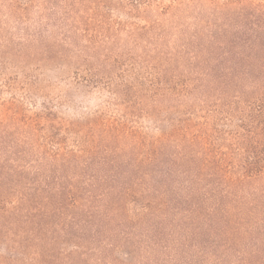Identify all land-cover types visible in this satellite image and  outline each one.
<instances>
[{"label":"rangeland","instance_id":"1","mask_svg":"<svg viewBox=\"0 0 264 264\" xmlns=\"http://www.w3.org/2000/svg\"><path fill=\"white\" fill-rule=\"evenodd\" d=\"M258 84L264 0H0V264H264V227L125 241L97 199L63 196L69 159L101 181L140 133L173 166L194 134L252 159L232 95Z\"/></svg>","mask_w":264,"mask_h":264},{"label":"trees","instance_id":"2","mask_svg":"<svg viewBox=\"0 0 264 264\" xmlns=\"http://www.w3.org/2000/svg\"><path fill=\"white\" fill-rule=\"evenodd\" d=\"M129 88L117 85L114 93L124 96L133 90ZM232 97L245 107L237 117L241 123L230 132L247 141L253 149L248 153L254 155L252 159L239 161L242 151L225 150L220 138L210 140L194 134L199 147L192 159L173 166L161 161V138L140 133L138 140H132V147L140 154L133 161L112 163L111 168L97 166L104 172L98 179L101 181H92L95 176L89 173V166L69 159L63 190L68 205L80 206L88 215L87 202L97 199L101 217L121 228L125 241H167L172 237L165 236L177 230L227 232L264 227V84L246 87ZM197 125L192 123V127ZM66 155L78 156L73 149ZM173 177L177 185L173 182L169 192L165 179ZM101 204L113 209L115 216L102 212Z\"/></svg>","mask_w":264,"mask_h":264}]
</instances>
